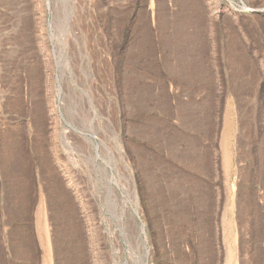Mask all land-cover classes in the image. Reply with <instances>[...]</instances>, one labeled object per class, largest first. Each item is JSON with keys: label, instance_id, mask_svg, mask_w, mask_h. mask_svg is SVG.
Returning a JSON list of instances; mask_svg holds the SVG:
<instances>
[{"label": "rangeland", "instance_id": "obj_1", "mask_svg": "<svg viewBox=\"0 0 264 264\" xmlns=\"http://www.w3.org/2000/svg\"><path fill=\"white\" fill-rule=\"evenodd\" d=\"M0 264H264V0H0Z\"/></svg>", "mask_w": 264, "mask_h": 264}]
</instances>
